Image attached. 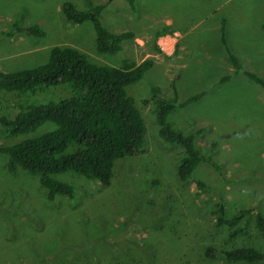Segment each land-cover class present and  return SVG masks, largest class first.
Instances as JSON below:
<instances>
[{
    "label": "rangeland",
    "instance_id": "rangeland-1",
    "mask_svg": "<svg viewBox=\"0 0 264 264\" xmlns=\"http://www.w3.org/2000/svg\"><path fill=\"white\" fill-rule=\"evenodd\" d=\"M63 1L0 0V71L43 64L53 46H71L88 60L107 66H120L122 60L138 64L150 59L152 67L132 87L146 127V145L142 153L118 164L108 187L77 175L59 177L72 185L74 198L57 197L52 202L46 200L36 177L22 171L8 173L7 160L0 155V252L6 253L1 264H33L30 244L34 233L42 235L43 242L50 241L51 234H59L61 242L75 241L71 245H78L85 237L97 238L108 243L109 250L117 251L116 259L126 248L130 250L126 255L134 253L135 260L142 254L157 256L161 250L179 256L186 253L188 257L183 259L189 264H218L203 258V248L210 243L264 252V232L256 230L253 217L248 218L247 235L228 239L227 230L214 228L213 214L222 198L227 218L247 209H256L264 217V90L242 78L219 82L218 77L229 72L220 58L224 52L220 53L216 42L217 32L207 29L205 22L187 29L184 35L176 23H164V13L150 11L155 7L150 8L149 0H133L132 6L126 0H92L104 6L102 23L109 31L134 34L116 55H99L90 25H74L62 17ZM69 1L83 9L82 0ZM183 1L177 4L185 5ZM238 1L234 7L245 17L251 4ZM160 3L163 5L162 0ZM16 23L20 27L37 24L46 36L4 34ZM151 87H159L165 98L176 94V108L169 119L185 135L200 131L195 146L221 167L223 177L203 164L186 183L177 180L181 150L158 137L153 106L143 104L151 100ZM59 88L35 94L0 91V119L11 120L19 106L66 97L67 92ZM200 92L205 94L197 103L177 106ZM50 129L41 127L38 134ZM12 142L0 124V146ZM195 179L209 189L199 192ZM152 218L156 221L151 222ZM52 244L48 242L43 249Z\"/></svg>",
    "mask_w": 264,
    "mask_h": 264
},
{
    "label": "trees",
    "instance_id": "trees-1",
    "mask_svg": "<svg viewBox=\"0 0 264 264\" xmlns=\"http://www.w3.org/2000/svg\"><path fill=\"white\" fill-rule=\"evenodd\" d=\"M126 1L132 6L131 0ZM82 5L83 9H78L71 1H63L62 17L74 25H90L97 54L116 55L121 51L123 42L133 38L131 32L114 33L103 25V5H96L92 0H82ZM221 24L223 27V21ZM4 34L38 39L46 36V32L37 24L20 27L18 23ZM220 42L234 73H242L250 83L264 90V78L242 68L223 36ZM47 56L45 63L33 68L0 71V91L5 93L35 94L59 87L60 91L67 92L66 97L56 102L19 106L11 120L1 118L4 136L13 142L0 146V155L7 160L8 173L22 171L36 177L48 202L57 197L73 200L72 185L59 177L77 175L108 187L118 164L143 152L146 127L135 103L132 87L144 79L152 67V61L147 59L137 64L122 60L117 67L101 65L88 60L71 46H53ZM227 80L228 77L224 76L219 82ZM149 91L151 100H144L143 104L153 106L158 137L167 144L177 146L182 153L175 170L177 180L186 183L203 164L212 167L223 177L221 167L211 157L203 156L195 146L194 139L200 131L185 135L169 119L176 108V94L173 93L172 98H165L159 87H151ZM204 94L200 92L190 96L177 106L184 108L195 104ZM46 126L51 129L38 134V130ZM193 184L199 192L209 189L199 179H195ZM213 214L214 228L217 231L227 230L228 239L247 235L249 217H253L256 230L264 232V217L256 209L239 210L227 218L224 201L219 198ZM154 219L151 222L156 221ZM42 238L36 233L31 237L33 264H189L183 259L188 257L183 252L179 256L178 253L169 254L159 250L157 256L146 257L142 254L135 260L134 253L128 254L131 258L126 255L129 249L120 248L119 258L116 259L117 251L109 250L106 248L110 247L109 244L97 238L85 237L77 242L78 245H71L76 244L75 241L61 242L58 240L59 234H51L50 241L43 242ZM48 242H53L51 248L43 249ZM106 252L109 254L106 255ZM5 255L0 252V264ZM203 258L218 264H264V252L236 245L224 248L210 243L203 248Z\"/></svg>",
    "mask_w": 264,
    "mask_h": 264
},
{
    "label": "crops",
    "instance_id": "crops-1",
    "mask_svg": "<svg viewBox=\"0 0 264 264\" xmlns=\"http://www.w3.org/2000/svg\"><path fill=\"white\" fill-rule=\"evenodd\" d=\"M177 1L162 0V5L160 0H149L148 5L150 8L155 7L150 10L151 12L164 13V23L167 25L176 23V28L181 32L187 31V29L191 30L204 22V25L208 24L207 29L209 27L214 28L217 32L216 42L221 48L220 53L224 52V56H220V58L225 65L227 64L229 75L225 76L228 77V80L234 78L247 80V78L242 73L235 74L228 65L225 48L220 42L221 36H223L228 49L240 61L245 71L264 78V50L262 49L264 41V0H247L246 2L249 5L251 4V10L245 17L241 15L239 7L237 9L234 7V3L240 2L238 0H184L185 5L177 4ZM92 2L98 5L96 2ZM131 2L133 4V0ZM141 19L145 18L141 17ZM207 19L212 20L207 23ZM222 21L223 27L221 26ZM259 70H262V72H259ZM222 77L224 76L218 77L219 80ZM216 81H214V85H218Z\"/></svg>",
    "mask_w": 264,
    "mask_h": 264
}]
</instances>
